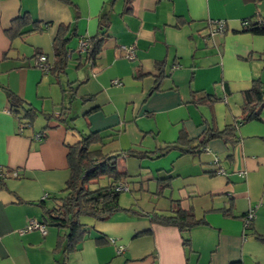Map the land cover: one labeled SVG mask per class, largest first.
Instances as JSON below:
<instances>
[{"label":"crops","instance_id":"0c3cea01","mask_svg":"<svg viewBox=\"0 0 264 264\" xmlns=\"http://www.w3.org/2000/svg\"><path fill=\"white\" fill-rule=\"evenodd\" d=\"M123 8L124 0H0V264H57L56 238L65 229L24 227L42 222L41 201L51 206L61 195L66 145L96 131L104 138L95 148L138 154L117 158L133 199H119L106 219L81 220L85 235L66 264H264V240L256 237L264 235V108L248 120L242 113L244 91L255 80L264 86V27L242 31L244 20H264V0H132ZM102 12L110 23L89 61L79 40L98 34ZM17 17L19 32L10 37ZM217 20L225 30L211 33ZM32 22L42 29L31 30ZM61 24L71 36L56 76L38 67L37 56L53 63ZM122 45L134 46V59ZM8 93L37 109L32 124L19 127ZM38 118L45 123L37 128ZM234 122L233 141L213 136L196 147L205 130ZM180 133L194 151L164 149ZM175 205L204 222L180 232L152 220ZM250 208L255 215L244 226Z\"/></svg>","mask_w":264,"mask_h":264},{"label":"trees","instance_id":"16d2710c","mask_svg":"<svg viewBox=\"0 0 264 264\" xmlns=\"http://www.w3.org/2000/svg\"><path fill=\"white\" fill-rule=\"evenodd\" d=\"M132 0H124L123 12L131 9ZM108 12H102L99 16L100 30L97 35L87 38L86 60L92 61L99 52L102 41L106 36V30L110 23ZM13 19L8 29V35L13 37L19 31L17 30L16 21ZM264 27V20L253 23L244 20L242 31H253ZM31 30H41L42 28L32 22ZM71 32L68 26L59 25L54 35L53 46V63L50 71L58 76L61 73L67 61V42ZM244 102L242 105V113L244 119H252L257 116L258 111L264 108V86L258 81H253L249 89L245 90ZM8 102L10 103V111L16 116L19 127L32 124L38 111L31 105H26L25 101L13 93H8ZM23 108V109H22ZM63 110L55 115V118L61 120ZM47 120L50 117H45ZM235 122L226 125L222 130L209 128L205 130V136L198 141L196 147L204 146L206 141L213 136L223 138L226 142L233 141L235 137ZM43 131V130H42ZM41 134V133H40ZM104 135L100 132H89L80 135V138L72 144H67L66 160L69 170V176L64 186L59 190L61 195L53 197V204L47 206L41 201L43 211L42 222L47 225L65 229V232L57 235L54 250L60 253V258L56 260L57 264H66L69 254L76 249V245L85 235V223L80 218L89 216L94 219L103 220L108 218L112 213L120 209L119 195L122 191L116 189L118 184H126L129 177L128 173L119 170L117 167V158L119 155L137 156L133 150H124L119 154L103 152L101 147L94 145H102ZM193 140L188 139L184 133H180L177 140L173 143L166 144L165 150L176 148L182 153L194 151V147L190 144ZM157 151H147L145 153H155ZM163 153V152H161ZM138 157V156H137ZM142 157V156H140ZM105 179V182H101ZM153 221L165 225L174 226L180 232L188 231L194 225L203 223L202 219H196L192 212L184 210L179 206H174L171 214L155 215ZM260 240H264V235L256 236ZM183 243L187 244L184 238ZM231 264H241L236 261Z\"/></svg>","mask_w":264,"mask_h":264},{"label":"built area","instance_id":"2783aa9c","mask_svg":"<svg viewBox=\"0 0 264 264\" xmlns=\"http://www.w3.org/2000/svg\"><path fill=\"white\" fill-rule=\"evenodd\" d=\"M212 27L210 28V32L211 33H215V32H218V33H222L224 30H225V25H224V21L223 20H217V21H213L211 22ZM86 47H87V38L83 37L79 40V46H78V52L79 53H83L85 52L86 50ZM121 50L124 51L125 53V56L132 60L134 59L135 55H134V46L132 45H129V46H120ZM37 65L40 69H42L43 71H48L51 67V63H49V61L47 60V56L45 54H39L37 56ZM114 83H117V81H114ZM41 135L38 133L36 134V138H40ZM216 161V160H215ZM217 173H223V169L221 167L218 168L217 170ZM0 176H2V173L0 172ZM116 189L119 190V191H124V190H127V185L125 183L123 184H118L116 186ZM255 215V211L253 208H250L245 214H244V217H243V223H244V226H247L250 221L253 219ZM24 230L25 231H30V230H39L42 234H45L46 233V226L43 222H39V221H36V220H29L27 222V224L25 225L24 227ZM109 241L111 243H114L115 242V239L113 237H109ZM116 251L117 253H120L122 252V249H123V246L121 245H118L116 247Z\"/></svg>","mask_w":264,"mask_h":264},{"label":"rangeland","instance_id":"374dc122","mask_svg":"<svg viewBox=\"0 0 264 264\" xmlns=\"http://www.w3.org/2000/svg\"><path fill=\"white\" fill-rule=\"evenodd\" d=\"M82 91V90H81ZM54 93V92H53ZM52 99H53V101L54 102H58L59 101V98H58V94L57 93H55V94H53V97H52ZM80 106H81V104L79 103L78 105H73V110H75V109H77L76 110V113H77V120H75V125H76V123H77V126L78 127H80L81 125H83V123H82V120H81V112H82V110H81V108H80ZM80 108V109H79ZM50 109V111H51V108H49ZM45 123V121L42 119V118H38L35 122H34V126L35 127H41L40 125H43ZM71 125H73V123L71 124ZM146 142H148V140L147 141H145V143ZM101 182L103 183V182H105V179H102L101 180ZM130 192H132V191H127V190H124V191H122L121 193H120V200H121V202H128V201H130L131 199H133V198H129V197H131V193ZM129 203H131V202H129ZM89 218L88 217H81L80 218V220H82V221H87ZM63 231V230H62Z\"/></svg>","mask_w":264,"mask_h":264}]
</instances>
